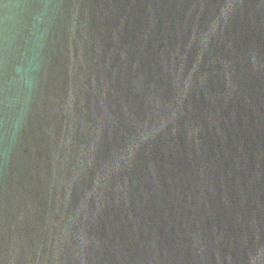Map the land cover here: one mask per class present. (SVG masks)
Masks as SVG:
<instances>
[{
    "label": "water",
    "instance_id": "95a60500",
    "mask_svg": "<svg viewBox=\"0 0 264 264\" xmlns=\"http://www.w3.org/2000/svg\"><path fill=\"white\" fill-rule=\"evenodd\" d=\"M0 264H264V0H0Z\"/></svg>",
    "mask_w": 264,
    "mask_h": 264
}]
</instances>
